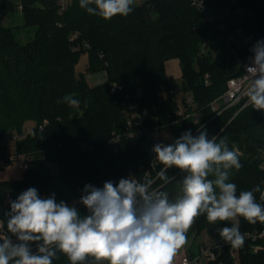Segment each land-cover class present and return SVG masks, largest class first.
<instances>
[{
	"label": "trees",
	"instance_id": "obj_1",
	"mask_svg": "<svg viewBox=\"0 0 264 264\" xmlns=\"http://www.w3.org/2000/svg\"><path fill=\"white\" fill-rule=\"evenodd\" d=\"M19 2L26 24L39 28L36 36L21 41L14 28L2 22L13 5L7 0L0 20V148L6 151V136L15 131L20 135L14 141L16 151L33 153L34 161L21 179L0 180V218L6 228L10 202L29 188H35L40 196L46 194V198L55 194L57 202L75 205L85 216L88 210L84 205L71 203L72 197L79 202L85 185L102 188L106 181L118 183L127 178L129 170L142 176L151 163L152 151L133 120L129 125L136 107L147 110V128L155 125L156 117L159 125L173 127L176 139L189 130L194 137L206 130L217 142L226 137L229 150L235 146L241 150L242 168L232 169L229 180L236 184L237 195L257 185L264 191V169L260 167L264 164V112L250 106L234 117L238 106L220 114L212 109L211 102L226 90L231 75L222 70L209 49L221 31L208 19L204 6L193 0H135L129 15L104 20L81 8L79 0H71L62 13L57 0ZM234 5L251 12L240 24L244 35L262 37L264 0H235ZM49 25L52 29L47 31ZM48 39L63 49L64 64L58 78L53 77L56 65L48 75L38 68V47ZM82 53L88 54L87 72L105 69V82L89 85L85 73L77 71ZM246 53L245 48L238 51L241 58ZM171 58L180 61V92L193 94L201 115L198 122L177 114L176 90L165 73V63ZM66 95L80 101L78 109L64 102ZM28 122L34 123L33 130L24 135ZM114 135L120 136L119 151L111 141ZM162 167L159 164L154 174ZM180 173L177 168L168 169L169 181L158 178L155 182L161 185L158 190ZM8 192L13 197L6 201ZM254 195L264 205L260 193ZM232 224H210L206 215H200L193 229L196 236L206 230L211 237H218L220 228ZM31 247L36 250L35 244ZM58 257L53 264H70L63 254L58 253ZM240 258L241 264H264V251L254 254L242 250ZM221 262L235 264L228 251L208 264ZM91 263L92 258L85 262Z\"/></svg>",
	"mask_w": 264,
	"mask_h": 264
},
{
	"label": "clouds",
	"instance_id": "obj_2",
	"mask_svg": "<svg viewBox=\"0 0 264 264\" xmlns=\"http://www.w3.org/2000/svg\"><path fill=\"white\" fill-rule=\"evenodd\" d=\"M133 5L134 0H79L81 8L104 20L129 15ZM252 51L242 96L264 112V41H257ZM64 102L79 108L80 101L70 95ZM152 151L163 166L156 174L161 181H169L171 168L187 174L175 200L154 190V181L147 176L143 182L121 178L118 183L106 181L102 188L85 185L79 203L88 215L82 216L75 205L57 202L55 194L42 198L29 188L10 202L7 233L0 235V264H53L58 253L70 264H85L89 258L93 264H172L200 215H206L210 224L233 221L231 227L220 228L219 235L234 248L245 242L238 217L264 223V205L254 195L260 193L264 201L260 186L237 195L236 184L229 182L230 171H239L242 164L238 152L229 150L226 137L217 142L206 130L195 137L189 130L171 144L157 143Z\"/></svg>",
	"mask_w": 264,
	"mask_h": 264
},
{
	"label": "built area",
	"instance_id": "obj_3",
	"mask_svg": "<svg viewBox=\"0 0 264 264\" xmlns=\"http://www.w3.org/2000/svg\"><path fill=\"white\" fill-rule=\"evenodd\" d=\"M71 0H57V3L59 5V11L62 13L68 8V4ZM194 3H196L198 6L203 7L204 6V0H193ZM216 25V24H215ZM217 28H220V34L225 37L227 42L230 43L231 49L233 54L238 55V51L242 48H245L247 53L245 55V58H240V68L235 72L233 75H231L227 82V88L224 92L221 93L220 96H218L216 99H214L211 102L212 109L216 112V114H220L222 111L227 109H232L234 107H237L236 112L234 113V117L237 115V113L247 107H250V104H247V97L242 96L243 90L247 87V81L244 80V76L247 75L245 71V66L251 65L253 60V46L256 44L257 41H264V35L262 37L256 38L254 34H247V35H236L234 32L232 33L227 28H224L221 25H216ZM77 35V34H75ZM86 47H89L86 45ZM116 87V84H114V88ZM180 91H175V95L177 97V102H179V108H178V115H181L183 117L187 118H193L195 122H198L201 118L200 112L197 110V102L194 99L193 94H187L185 97H179ZM138 95H141V90L137 92ZM134 105L136 107V103L134 102ZM147 116V110L146 109H140L139 107L135 108V111L130 115L129 117V125L132 124V120L134 121V126L137 127V132H140L141 134H145L146 139L149 134L152 135L153 143L152 146L154 147L157 138L160 133L161 125L158 124L157 120L158 118L154 117L156 120L155 125L151 126L150 128L146 127V123L148 121ZM32 128L28 127L25 128L23 131V134L32 133ZM133 133H131V136ZM20 138V135L14 131V133L11 136L12 140H16ZM120 140L119 135H114L111 138V141L115 143V151H119L121 148L119 145H117L118 141ZM146 142V141H145ZM147 147V146H146ZM122 148H125L122 146ZM152 151V149L150 150ZM34 161V154L30 152H16L13 154H10L7 149L6 151H3L0 148V168H6L7 165L11 162H15L17 167L21 171H26L30 169L33 165ZM159 165V162L155 159V153L152 151V158L151 163L149 166L145 167L144 173L142 176L136 175L133 170H129V172L126 174L127 178H134L137 179L140 182H143L145 177L152 179L154 181L152 188L154 190H158V188L161 185H155L156 180L158 179L157 175L154 174V171L157 169ZM13 195H11L10 192L6 193V201L11 200ZM42 198H46V194H43L41 196ZM245 224H243V221L241 219L238 220L239 227L241 233L245 234V242L242 247L234 248L229 243H226L221 236L214 237L212 236L211 239H209L207 242L203 243L198 251L194 254H188L186 253L181 258L180 264H191L192 262L197 263L199 260L204 259L209 262H213L214 260H218V257L222 254L227 253V251L230 253V256L234 259L235 264H241V258L240 253L242 250H249L251 253L256 254L259 251H264V223L257 221L256 223H249L246 221ZM234 223V222H233ZM0 235H4L7 233V228L3 222V220L0 218ZM11 235V234H9ZM12 239L14 242H18L16 240V237L12 236ZM221 264H225L224 262H221Z\"/></svg>",
	"mask_w": 264,
	"mask_h": 264
},
{
	"label": "rangeland",
	"instance_id": "obj_4",
	"mask_svg": "<svg viewBox=\"0 0 264 264\" xmlns=\"http://www.w3.org/2000/svg\"><path fill=\"white\" fill-rule=\"evenodd\" d=\"M19 1L20 0H12L13 5L10 6L11 10L6 12L4 17L2 18V22L5 26H10V27L14 28V30L17 32V35L20 37L21 41L25 42L28 39H30L31 37L36 36L35 34H36L39 26L38 25H29L28 26L26 24L24 14H23L24 10H23V7L20 6ZM51 29H52L51 25L47 26V28H46L47 31H49ZM50 41L51 40H49V39H48V41H45V42L43 40L41 41V45H39V47H38L40 49V54L37 57L38 58L37 64H38V68L41 69V71L46 70V72L49 69H51L54 65H56V67H58V68L53 70V77H57V72L61 69L62 64H64L62 62L63 49L59 46L54 45ZM223 45H224L223 40H219L218 38H216V41L213 39L209 45V49L212 50L213 56L215 57V59L217 61H219L218 62L219 64H220V62H223L224 59L225 60L227 59L223 55L226 52V49ZM44 61H46V62H44ZM42 62H44V63H42ZM88 63H89L88 62V54L82 53L80 58H79L78 64L76 66L77 71L85 73V76L87 77L88 84L89 85H97V84H101V83L105 82V80L107 79L105 69H98L95 71L87 72ZM237 66H238L237 61L234 59V61H230L229 63H227L225 68L228 71V73H233L237 69ZM165 73H167L168 81L171 85H173L174 89L176 91L177 90L181 91L180 84H181V80H182V73H181L180 61L178 58H171V59L166 61ZM48 74L49 73L47 72V75ZM59 75H61V74L58 73V76ZM187 94H189V93L183 94V92H181L179 97L183 98V97L187 96ZM33 126H34L33 122H28L25 124L26 129L28 127L32 128ZM159 131H160V133H159V136L157 138L155 145L157 143H163L165 145H168V144H171L175 141V139H176L175 131H173V127L170 126L169 124H164V126H162ZM13 133H14V131H9L7 136H6L8 138V140H7V151L10 154L17 152L15 144H14V140L11 139V136ZM152 143H153V138H152V135L149 134L147 136V139L145 142V146H147L148 150L153 149ZM233 150H236L238 153H241V150L239 149L238 146H235ZM53 167H54V170H56L57 165L54 164ZM260 167L262 169H264V164H261ZM23 174H24V172L21 171L17 167L15 162H11L7 165L6 168L0 170V180L21 179ZM232 176H233V172L231 170L230 171V179ZM209 178L214 179L213 176H210ZM71 203L72 204H78L79 202L75 197H72ZM237 220H239V217L237 218ZM193 226H195L194 223L192 224L191 228L189 229V231L187 233L188 235L193 234V232H194ZM209 238H210L209 233L206 230H201V232L197 234V236L194 240V245H195L194 247H196L198 243H202L203 241H206Z\"/></svg>",
	"mask_w": 264,
	"mask_h": 264
},
{
	"label": "crops",
	"instance_id": "obj_5",
	"mask_svg": "<svg viewBox=\"0 0 264 264\" xmlns=\"http://www.w3.org/2000/svg\"><path fill=\"white\" fill-rule=\"evenodd\" d=\"M234 4H235V0H204V8L208 16V19L210 21H212L216 25H221L224 28H227L229 31H231L232 33L234 32L236 35L241 36L244 34V31L242 27H240V24L243 20L247 18V16L251 14V12L250 10L245 9L243 7H235ZM216 38H218L219 40H223L224 42L223 46L226 49V52L223 55L227 59L226 60L224 59L223 62H220V66L222 70L225 71L226 74L233 75L240 68V58L239 56L233 54L230 43L227 42L225 37H223L221 34H218V36L214 38L215 41ZM210 51L212 53V50ZM234 59L237 61V65H238L237 69L233 73H228L225 66L230 61H234ZM185 175L187 174L182 172L179 177H177L172 182L166 184V186L162 187L159 191L167 192L169 195V199L175 200L176 197L182 194L181 186ZM195 238H196L195 231L191 235L187 234V242L184 246H182L177 250L176 254L173 257L172 264H180L182 261L181 258L185 255V253H188L190 255L196 253L203 243L211 239V236L208 240L203 241L202 243H198L196 247H194ZM191 264H208V263L206 260L201 259L197 263L192 262Z\"/></svg>",
	"mask_w": 264,
	"mask_h": 264
},
{
	"label": "water",
	"instance_id": "obj_6",
	"mask_svg": "<svg viewBox=\"0 0 264 264\" xmlns=\"http://www.w3.org/2000/svg\"><path fill=\"white\" fill-rule=\"evenodd\" d=\"M6 3H7V0H1V2H0V20H1V17L4 15L6 9H7Z\"/></svg>",
	"mask_w": 264,
	"mask_h": 264
}]
</instances>
